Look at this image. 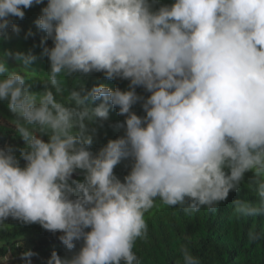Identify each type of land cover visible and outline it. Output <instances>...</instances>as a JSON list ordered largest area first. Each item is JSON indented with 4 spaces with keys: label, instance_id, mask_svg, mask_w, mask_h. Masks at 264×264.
<instances>
[{
    "label": "clouds",
    "instance_id": "clouds-1",
    "mask_svg": "<svg viewBox=\"0 0 264 264\" xmlns=\"http://www.w3.org/2000/svg\"><path fill=\"white\" fill-rule=\"evenodd\" d=\"M40 5L48 70L37 75L32 49L0 52V102L23 142L0 147V229L12 219L60 233L67 254L45 264H141L146 214H214L243 185L252 198L233 200L230 219H252L249 243L264 239V0H0V40ZM94 73L127 88H88ZM110 108L123 134L94 151ZM178 255L202 264L187 244Z\"/></svg>",
    "mask_w": 264,
    "mask_h": 264
},
{
    "label": "trees",
    "instance_id": "trees-1",
    "mask_svg": "<svg viewBox=\"0 0 264 264\" xmlns=\"http://www.w3.org/2000/svg\"><path fill=\"white\" fill-rule=\"evenodd\" d=\"M159 2L170 4L173 0H159ZM42 6H33L26 10L23 20L15 21L21 28L19 37L13 36L7 41L0 40V52L5 49L24 52L32 49L37 56L33 68L38 76H42L43 71H47L49 67L47 58L41 55L42 48L39 47L40 39L45 33L39 31L34 25V20L38 18ZM29 29L35 33V36L25 39V33ZM34 44L37 46L33 47ZM46 44L51 46L52 42L48 40ZM9 66L12 67V64L9 63ZM97 80L113 88L119 86L125 89L128 84V81H110L105 79L101 73H94L86 78V86L90 88ZM72 83L68 81L67 86L71 87ZM34 90H41V85L36 84ZM137 92L141 95H148L140 88ZM133 110L138 115H144L140 104L135 105ZM117 112L118 109L110 108L109 119L104 122L102 128L93 125L97 127V136L92 146L94 151L98 150L108 139H115L123 134L122 130L114 127L117 122L124 120V117L117 115ZM12 118L6 103L0 102V147L8 144L23 146V142L14 135V130L9 124ZM126 165H130V162L124 161L115 169L116 174L121 178L129 170ZM244 197L252 198L242 185L241 191L230 193L228 200L220 204L214 214L203 208L199 213L191 216H186L178 207L153 209L151 213L146 214L149 225L148 238L145 241H138L134 248L141 264H178V248L182 244H187L193 254L200 257L202 264H264V239L256 243L248 241L247 232L253 220L236 222L230 219L232 201ZM6 223L9 226L0 229V260L10 255L12 260L7 264H23L20 254L26 249L38 253L37 256L31 258V264H45L53 250L61 256L67 254L66 248L58 239L60 233L54 235L42 229L38 224L24 225L12 219ZM255 223L258 230L264 231V217L255 218Z\"/></svg>",
    "mask_w": 264,
    "mask_h": 264
},
{
    "label": "rangeland",
    "instance_id": "rangeland-1",
    "mask_svg": "<svg viewBox=\"0 0 264 264\" xmlns=\"http://www.w3.org/2000/svg\"><path fill=\"white\" fill-rule=\"evenodd\" d=\"M9 63L12 64V67L15 66L13 61L9 60ZM6 260H7V262H9V261L12 260V257L9 255L6 259H4V260H0V264H5V261H6ZM7 262H6V264H7Z\"/></svg>",
    "mask_w": 264,
    "mask_h": 264
}]
</instances>
